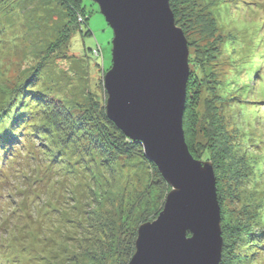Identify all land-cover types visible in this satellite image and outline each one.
I'll use <instances>...</instances> for the list:
<instances>
[{
  "label": "rangeland",
  "instance_id": "rangeland-1",
  "mask_svg": "<svg viewBox=\"0 0 264 264\" xmlns=\"http://www.w3.org/2000/svg\"><path fill=\"white\" fill-rule=\"evenodd\" d=\"M186 1L194 19L177 25L191 72L200 71L187 144L215 176L220 169L222 223L251 222L243 235L231 232L222 263L264 264V0ZM92 3L84 0L88 20L81 12L69 23L59 0H0V111L23 115L0 127V264H125L139 227L157 220L171 191L142 147L101 142L115 137L107 124L117 129L104 88L114 34ZM31 63L36 81L23 91L17 83ZM213 134L225 142L217 153Z\"/></svg>",
  "mask_w": 264,
  "mask_h": 264
},
{
  "label": "water",
  "instance_id": "water-1",
  "mask_svg": "<svg viewBox=\"0 0 264 264\" xmlns=\"http://www.w3.org/2000/svg\"><path fill=\"white\" fill-rule=\"evenodd\" d=\"M113 31L104 88L107 117L170 186L157 220L141 225L129 264H221L224 238L217 178L191 155L184 116L189 43L170 0H91Z\"/></svg>",
  "mask_w": 264,
  "mask_h": 264
},
{
  "label": "trees",
  "instance_id": "trees-1",
  "mask_svg": "<svg viewBox=\"0 0 264 264\" xmlns=\"http://www.w3.org/2000/svg\"><path fill=\"white\" fill-rule=\"evenodd\" d=\"M59 1H61V3L63 4L62 5L63 6L62 9L68 13L67 14V21H69V23L70 22L72 23L74 21L75 17H76V14H81V12H84V16L86 17L85 18L86 20L89 19L88 16H87V13H86V9L84 7V0H59ZM92 4L94 5V3H92ZM170 4H171V8H172V10L174 12V15H175L176 24H178L182 28H183V26L185 24H191L192 20L194 19V15L187 14L188 12L186 11L185 7L188 5V2L186 0H170ZM207 24H208L207 27H209L211 25L210 23H207ZM80 27H81L82 36L91 35L88 31L87 32L84 31L85 30L84 26L82 27V25H81ZM67 30L69 31L70 29L67 28ZM76 34L77 33L71 35V37H69L67 39V42H68L67 48L68 49L71 48V45H70L71 39ZM61 42L62 43H65L64 41H61ZM57 45L60 46L59 43ZM98 56H100V55H98ZM99 58L96 59L95 64L100 65V61H99L100 59ZM201 63H200V65H201ZM192 64H194V60H191V58H190V65H192ZM36 65H38V64H32L31 63L26 68V70H22L21 69L22 70L21 71V74H22L21 79L22 80L17 83V84L21 85L20 87H18V89L19 88H23V91H24V89L27 87V85L30 84V82L37 76V75L34 74V73H37V68H39V67H36ZM199 72L200 71H198V68H196V72L195 71L193 73L191 72V75H190V78H189V83H188V89H187V94L188 95H187V103H186V110H185V116H184V130H185V138L186 139H187L188 130L191 127L190 126L191 123H192L191 120L195 116V110H194V107H193V104H192V99H191V97H192V91L190 90V86H191V83H193L196 79H198L200 77V73ZM33 74H34V76H33ZM34 81H36V80H33L32 82L34 83ZM262 98H264V96H262ZM211 99L208 100V103L211 104V107L212 108H215V105L213 106L214 101L212 103H210ZM1 108H2V110L0 111V127H7V126H9V124L11 126H16L19 123L21 124L20 118H22L21 116H23V115H19L17 117L16 116H12V117H16V119H14L12 117H11L12 119L11 118L8 119V117L12 113V111H11V105L10 106H7V108H5V107H1ZM215 114H216V112H215ZM66 118H67V121H68L67 123L69 124V127H72V125H73L72 121L71 120H68L69 119L68 117H66ZM58 119H61V118H58ZM214 122L212 123V122L209 121L207 123H209L208 125H211V127L214 128V127H216V124ZM110 125H112V124H110ZM110 125L107 124L106 126L110 127L114 131L115 137H113V135L105 134V139H103L101 141L102 143L106 144V146L108 145L107 147H109L110 151H111V149L112 150H115V149L116 150L127 149V148H125L126 145H128V146H130L132 148H134V147H142V149H143V146H142L141 143L130 141V139L127 138L122 132H119L117 129H115L113 126H110ZM101 129H103V127ZM72 138H73V135L72 136L69 135V136H67L66 139L62 140V147H61V149L65 148L67 146V144L69 143V141ZM211 139H212V142H211L212 143V146L211 147L214 149V152L217 153L218 149L221 150V148L223 147L222 144H225V142L222 140V137H218L215 134H213L211 136ZM7 142L13 143V141H11V140H7ZM186 142H187V140H186ZM254 144H255V146H257V145L258 146H261L262 143L260 142V144H258L257 142H255ZM14 145H16V143ZM10 148H12L11 149L12 151H9V155L8 156L9 157H12L15 151H13V147H10ZM216 153L214 154V157H215ZM58 156L55 155V160H54V163L55 164L58 163V159H57ZM248 159H251V156H248ZM248 159L245 158V161H247ZM215 161H216V158H214V161H213L214 162V165L216 163ZM250 164L252 166L256 165L254 162L253 163H250ZM215 170H216V167H215ZM217 171L219 173L220 172V169L219 170L217 169ZM217 171H216V176H217V181H218L220 179V176L217 173ZM256 171H258V170H256ZM220 196H222V195H220ZM222 208H223V206L221 207V210H222ZM19 217H21V216H18L17 215L15 219H17ZM250 224H251L250 221L247 222L245 225L242 224V226L235 225V224L232 225V223H230L229 221L223 222L222 223V230H223V238H224V250H225V247L226 248L228 247V245H229L228 240L230 241V238L233 235L231 232H233V230H236V232H239V235L241 236V235H243L245 233V230L244 229L248 228V226L249 227L251 226ZM232 227H234V229ZM262 228L264 229V227H262ZM250 234L251 233L247 234V237H250ZM134 237H135L134 239H135V243H136L137 235H135ZM252 237L255 238L256 236L253 235V234L251 235V243H254L255 240H252ZM135 243H133L131 252L128 253V254H126L125 264H129L131 258L133 257V254L135 253V248H134ZM262 244L259 243V242H257L256 245H259L261 247ZM244 245H246L245 241H244ZM224 250H223V257H224V254H225V251ZM221 264H223V263L221 262Z\"/></svg>",
  "mask_w": 264,
  "mask_h": 264
}]
</instances>
